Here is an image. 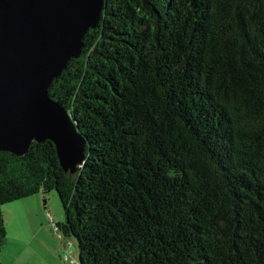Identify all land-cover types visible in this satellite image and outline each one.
<instances>
[{
  "label": "trees",
  "instance_id": "obj_1",
  "mask_svg": "<svg viewBox=\"0 0 264 264\" xmlns=\"http://www.w3.org/2000/svg\"><path fill=\"white\" fill-rule=\"evenodd\" d=\"M48 90L87 141L0 152L1 206L55 191L78 264H264V0H105Z\"/></svg>",
  "mask_w": 264,
  "mask_h": 264
},
{
  "label": "water",
  "instance_id": "obj_2",
  "mask_svg": "<svg viewBox=\"0 0 264 264\" xmlns=\"http://www.w3.org/2000/svg\"><path fill=\"white\" fill-rule=\"evenodd\" d=\"M104 8L105 0H0V152L23 156L49 140L65 172L83 164L87 141L48 90L82 55Z\"/></svg>",
  "mask_w": 264,
  "mask_h": 264
},
{
  "label": "rangeland",
  "instance_id": "obj_3",
  "mask_svg": "<svg viewBox=\"0 0 264 264\" xmlns=\"http://www.w3.org/2000/svg\"><path fill=\"white\" fill-rule=\"evenodd\" d=\"M1 210L6 234L0 264H78L75 239L58 227L65 214L55 191L7 202Z\"/></svg>",
  "mask_w": 264,
  "mask_h": 264
}]
</instances>
